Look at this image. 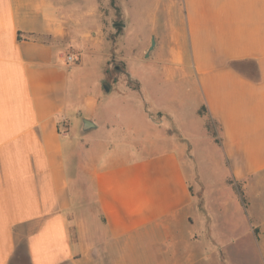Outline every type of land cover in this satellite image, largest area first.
Segmentation results:
<instances>
[{
  "label": "crops",
  "instance_id": "obj_1",
  "mask_svg": "<svg viewBox=\"0 0 264 264\" xmlns=\"http://www.w3.org/2000/svg\"><path fill=\"white\" fill-rule=\"evenodd\" d=\"M180 13L169 52L149 55L162 71L107 92L84 0H0V264H264V0ZM152 97L173 104L175 134ZM202 107L220 127L213 154L198 149ZM200 157L217 160L202 202Z\"/></svg>",
  "mask_w": 264,
  "mask_h": 264
},
{
  "label": "rangeland",
  "instance_id": "obj_2",
  "mask_svg": "<svg viewBox=\"0 0 264 264\" xmlns=\"http://www.w3.org/2000/svg\"><path fill=\"white\" fill-rule=\"evenodd\" d=\"M84 1L87 11L84 20L85 38L94 39L95 44L101 45L105 57L104 71L107 74V80L114 83L121 79L135 90L140 91V83L130 79L126 74H130L131 71L142 77L144 74L162 71V62L153 59L152 56L151 58L146 56V52L151 46L152 38L155 37L157 45L151 53L156 54L159 48L168 53L169 45L174 43V27H178L179 32H181L180 29L184 28L183 30H185V20L180 13L183 8V0H115L114 6L111 0ZM78 2L82 4L83 0H71L72 7L76 8ZM75 10L78 11V9ZM117 23H123L125 27H117L115 25ZM167 99L152 97L151 103L162 105V110L160 112L153 111L150 115L156 123H162V121L166 124L169 123V133L175 134L174 116L168 115L174 107ZM189 106V113L195 115L197 103L194 98L191 99ZM199 114L204 119L206 130L202 134L198 149L200 151L208 150L213 154V150L216 148L214 144L221 145L220 127L204 107L200 108ZM188 152H190V147ZM190 162L193 163L189 177L194 195L202 202L205 192V181L202 178H206L208 171L217 166V160L214 157L210 160L200 157L191 158ZM220 173L222 174L221 170L217 172V175L220 176ZM80 187L88 191V196L79 198L80 208H91V205L94 204L92 191H89L91 186L81 183ZM236 187L241 189L240 185H236ZM201 205L202 203L199 204L200 208ZM85 217L89 222V216ZM249 258L251 261L254 259L253 256Z\"/></svg>",
  "mask_w": 264,
  "mask_h": 264
},
{
  "label": "water",
  "instance_id": "obj_3",
  "mask_svg": "<svg viewBox=\"0 0 264 264\" xmlns=\"http://www.w3.org/2000/svg\"><path fill=\"white\" fill-rule=\"evenodd\" d=\"M116 26H121V27H125V24L123 23H117L115 24ZM156 46V40H155V37L152 38V43H151V46L149 47V49L147 50L146 52V56H149L151 51L154 50ZM104 86V89L108 92L110 91V85L107 83V82H104L103 84ZM95 125L91 122V121H88V120H83V132H88L90 129L94 128Z\"/></svg>",
  "mask_w": 264,
  "mask_h": 264
},
{
  "label": "built area",
  "instance_id": "obj_4",
  "mask_svg": "<svg viewBox=\"0 0 264 264\" xmlns=\"http://www.w3.org/2000/svg\"><path fill=\"white\" fill-rule=\"evenodd\" d=\"M65 60L67 64H75L76 62H78V56H76V54L74 53H71L66 55Z\"/></svg>",
  "mask_w": 264,
  "mask_h": 264
},
{
  "label": "trees",
  "instance_id": "obj_5",
  "mask_svg": "<svg viewBox=\"0 0 264 264\" xmlns=\"http://www.w3.org/2000/svg\"><path fill=\"white\" fill-rule=\"evenodd\" d=\"M114 1H115V0H111L113 6L115 5ZM117 27H121V26H117ZM234 66H235V64H234ZM106 82L108 83V82H110V81H109V80H106ZM108 84H109V83H108ZM239 192H240V194H241L242 196L244 195L242 189H239Z\"/></svg>",
  "mask_w": 264,
  "mask_h": 264
}]
</instances>
